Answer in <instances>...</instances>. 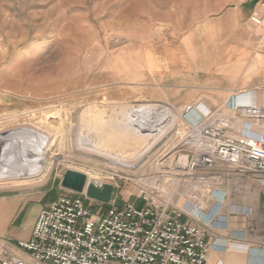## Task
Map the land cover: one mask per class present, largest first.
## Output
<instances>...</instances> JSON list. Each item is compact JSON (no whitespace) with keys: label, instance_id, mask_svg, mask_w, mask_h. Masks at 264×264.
I'll return each instance as SVG.
<instances>
[{"label":"rangeland","instance_id":"rangeland-1","mask_svg":"<svg viewBox=\"0 0 264 264\" xmlns=\"http://www.w3.org/2000/svg\"><path fill=\"white\" fill-rule=\"evenodd\" d=\"M240 2L250 3L0 0V135H43L49 155L41 175L1 179L0 190L46 192L51 201L75 196L61 187L70 170L113 185L121 203L134 201L139 175H151L189 131L186 106L134 99L136 90L149 88L136 77L148 70L151 55L171 61L169 52L197 20ZM158 104L171 108L169 126L154 135L138 130L134 111Z\"/></svg>","mask_w":264,"mask_h":264},{"label":"built area","instance_id":"built-area-1","mask_svg":"<svg viewBox=\"0 0 264 264\" xmlns=\"http://www.w3.org/2000/svg\"><path fill=\"white\" fill-rule=\"evenodd\" d=\"M247 1L264 10V0ZM251 22L262 25L257 13ZM170 119L158 104L135 110L132 123L154 135ZM183 122L188 133L139 175L134 201L113 194L103 205L84 193L44 205L32 238L17 245L29 260L2 252V264H212L234 240L264 246V103L235 95L214 110L188 105Z\"/></svg>","mask_w":264,"mask_h":264},{"label":"crops","instance_id":"crops-1","mask_svg":"<svg viewBox=\"0 0 264 264\" xmlns=\"http://www.w3.org/2000/svg\"><path fill=\"white\" fill-rule=\"evenodd\" d=\"M257 13L262 25L251 22ZM179 47L169 52L171 61H155L142 69L136 80L149 88L134 92L135 100L169 104L176 109L203 104L213 109L235 95L245 103H264V10L240 2L214 17L197 20L182 33ZM195 104V105H196ZM255 190V189H254ZM54 201V200H53ZM46 192L29 189L0 190V253L28 261L18 242L32 238ZM259 210L264 211V191L259 192ZM251 204V200L245 202ZM254 237L234 240L225 251L212 252V264H264V246ZM0 264L2 262L0 261Z\"/></svg>","mask_w":264,"mask_h":264},{"label":"bare ground","instance_id":"bare-ground-1","mask_svg":"<svg viewBox=\"0 0 264 264\" xmlns=\"http://www.w3.org/2000/svg\"><path fill=\"white\" fill-rule=\"evenodd\" d=\"M45 142L46 137L29 130L1 134L0 180L41 175L49 159V155L45 153Z\"/></svg>","mask_w":264,"mask_h":264},{"label":"water","instance_id":"water-1","mask_svg":"<svg viewBox=\"0 0 264 264\" xmlns=\"http://www.w3.org/2000/svg\"><path fill=\"white\" fill-rule=\"evenodd\" d=\"M61 187L78 195L85 193L86 198L103 205L110 204L115 192V187L111 184L88 181L86 175L70 170L64 174Z\"/></svg>","mask_w":264,"mask_h":264}]
</instances>
